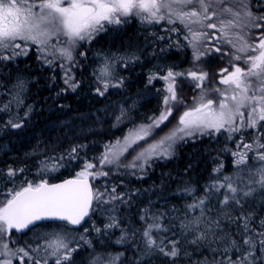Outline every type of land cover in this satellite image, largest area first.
<instances>
[{
	"label": "snow or ice",
	"instance_id": "6c2138e0",
	"mask_svg": "<svg viewBox=\"0 0 264 264\" xmlns=\"http://www.w3.org/2000/svg\"><path fill=\"white\" fill-rule=\"evenodd\" d=\"M256 7L264 9V0H257ZM130 17L146 25L162 22L181 25L186 30L184 40L192 49L194 68L195 62L211 52L207 47L210 37L206 29L220 33L216 39L230 45L235 50L231 60L241 63H232L231 71L227 67L220 70L219 84L225 87L212 90L216 93L215 98L204 86L207 72L194 69L176 72L168 68L164 70L165 75L150 74L149 83L153 79L166 82V95L162 110L159 115L150 118L149 124L130 129L123 142L117 140L106 145L95 162H83L82 170L73 179L59 184L49 183L46 173L56 171L62 165L42 161L38 181L33 182L23 175V183L18 187L0 191V196L4 197L0 200V264H14V261L25 264L26 260L28 264H48L50 258L54 264H68L72 254L78 251L80 241L92 247V241L86 235L77 238L68 226L80 228L93 210V201L97 204L128 203L125 196L117 192L116 186L106 187L103 191L99 188L94 190L90 179L108 177L113 166L128 169L131 175L144 173L151 167V161L171 158L177 141H186L194 136L215 138L221 134L226 141H235V151L227 144L225 150L235 158L236 175H219L223 168L220 164L213 169L215 175L204 189L205 195L194 196V202L187 207L200 209V217H203L206 200L219 194L222 214L236 228L224 231L219 219L209 220L204 229L200 228L199 219L181 222L179 228L182 235L192 233L188 241L192 245L198 248L207 246L217 253L219 259L213 256L210 264H264V218L254 219V213L245 209V204L257 193L264 195V32L260 33L258 43H249L239 33L231 32L237 28L243 31L249 25L264 29V11L254 14L245 0H237L235 4L228 3V0H0V61L10 62L27 57L33 51L30 46L35 45V51L40 53L37 58L54 70L58 54V58L64 61L59 64L65 86L60 93L75 92L81 87V81L72 71L77 63L73 51L78 43H90L98 34L107 31V26H120L127 23ZM214 19L217 22L209 23ZM193 25L199 28H193ZM182 29L171 27L164 31L180 33ZM149 32L156 40L167 39L172 41V45L181 46L179 40L173 41L170 35H159L151 29ZM61 38V47L51 43L53 39L59 42ZM215 51L220 52L221 49L216 47ZM224 54L228 55L227 52ZM80 55L86 54L81 52ZM50 56L53 59H49ZM139 60L137 55H128L118 62L128 67ZM116 62L115 58L103 57L93 72L96 82L94 91L98 96H105L110 88L124 86V79L114 70ZM178 77L190 79L193 88L200 90L198 96L191 107L178 111L174 127L159 139L150 141L149 137H154L156 129L163 131L161 126H166L174 108L184 104L177 93ZM26 83L18 78L12 90V99L0 106V112L9 113L7 120L0 125V132L4 129H24L32 110L29 106L23 115L18 110L23 106ZM13 104L17 106L15 111ZM121 114H124L123 109ZM141 141L146 144L141 145ZM134 145H140V149L130 161L123 162L121 158ZM77 147L84 146L71 148L69 159L77 158ZM249 154L256 163L249 164ZM64 158L61 156L59 159ZM23 173L24 167L7 166L6 172L0 170L5 182L13 185L16 184L15 178ZM194 191L192 188L184 189L187 195H194ZM128 199H131L130 195ZM111 211L115 212V208ZM165 217L164 213H151L148 209L140 216L144 221L141 232L143 253L146 256L159 253L175 261L181 256L180 240L160 235H176L164 223ZM110 220L104 226L105 231L119 226L115 216ZM41 227L52 230L36 233L40 241L36 245L10 247L8 238L14 231L23 233ZM93 228L97 236L102 233V229L94 224ZM88 230L86 226L83 228L84 233ZM126 238L122 234L116 243H124ZM119 260V255L93 252L90 264H119Z\"/></svg>",
	"mask_w": 264,
	"mask_h": 264
},
{
	"label": "trees",
	"instance_id": "16d2710c",
	"mask_svg": "<svg viewBox=\"0 0 264 264\" xmlns=\"http://www.w3.org/2000/svg\"><path fill=\"white\" fill-rule=\"evenodd\" d=\"M107 29L90 43L85 57H88L87 59H82L79 55L75 75L81 81V87L75 92L60 93V89L65 87L61 79L62 69L57 68L54 71L50 68L41 69L35 51L17 62L0 61V106L12 99L14 84L21 78L27 83L25 100L18 110L23 115L29 106L32 109L24 129H4L0 132L2 167L12 164L19 166L21 163L32 165L37 159H46L50 163L62 165L55 176L49 179V183L75 177L76 173L82 170L84 161L95 162L106 145L112 144L126 132L128 122L121 126L117 120L126 95L132 100L141 99L138 108L132 112L139 114V118L131 121L132 124H140L144 122V118L160 113L164 83L157 79L149 83L148 77L153 74L151 71L155 70L158 62L163 61L165 64L175 66L181 59L185 47H176L167 39L156 40L149 29L159 35L168 36L164 34L163 25H146L136 18L130 17L127 23L120 26L109 25ZM170 36L173 41L176 40L175 35ZM128 55H137L140 60L124 67L118 61ZM100 56L115 58L117 62L114 70L120 77H124L122 88H110L103 97L94 91L96 82L93 72L99 65ZM216 57L217 55H212L211 61ZM164 70L166 69L160 71L162 75L166 72ZM147 94L150 96L145 97ZM16 109L17 106L13 104V110ZM176 113L178 111H175ZM175 114L170 118L172 122L177 116ZM8 116L9 113L0 112V125ZM226 144L230 147L222 138L195 137L179 144L172 158L153 162L142 176L122 174L118 171L111 172L110 178L104 177V181L95 180L93 182L95 189H101L103 185L109 189L116 186L117 192L128 200L127 204L120 201L114 203L117 207L116 213L119 215V226L108 232L105 243L95 246V249L97 247L99 253L119 255V264H210L213 256L219 259L217 253L210 247L198 248L189 243L192 233L182 235L179 225L181 222L199 219L200 228L204 229L209 220L219 219L224 231L235 230L236 225L227 222L222 214L219 194L206 200L203 217H200V209L187 207L194 202V196L205 195L204 189L215 175L214 168L223 165L219 175H230L234 172L235 158L225 150ZM81 145L84 147H77V158L69 159L68 153L71 148ZM61 156L65 158L60 160ZM1 180L4 181V177ZM186 187L194 189V195L185 194ZM129 195L131 199H128ZM96 205L98 204L95 201L94 210L86 227L92 222L97 226L105 223L99 212L96 213ZM145 209L151 213L166 214L164 223L176 235L172 236L170 233L160 235L180 240L178 247L181 248V256L175 261L159 253L144 255L141 237L144 221L140 216L144 214ZM245 209L254 213V219L264 218V195L257 193L245 204ZM84 227L71 229L82 231ZM46 229L50 228L41 227L23 233L14 231L13 235L19 236L20 244L26 246L31 240L30 236ZM125 231L131 235V239L125 243H116ZM84 253L90 255L89 251L79 253L68 264H90Z\"/></svg>",
	"mask_w": 264,
	"mask_h": 264
},
{
	"label": "rangeland",
	"instance_id": "374dc122",
	"mask_svg": "<svg viewBox=\"0 0 264 264\" xmlns=\"http://www.w3.org/2000/svg\"><path fill=\"white\" fill-rule=\"evenodd\" d=\"M236 2H237V0H228V3H231V4H235ZM245 2L249 4V6L251 7V10L256 15L260 14V12H261L260 10H264V9H260V8L256 7L257 0H245ZM212 22H217V21L215 19L213 21H209V23H212ZM160 24L163 25V29L171 28V27H178V28L182 29V26L178 25V24L177 25H168L167 23H164V22H162ZM107 28H109V26H107ZM193 28H199V26L193 25ZM184 31H186V30L182 29V31L180 33H177V32L166 33L164 31L165 32L164 34H166V35H175V39L176 40L178 39L179 42H180V45H181L180 48L185 47L184 48L185 50L182 51L181 59L178 62H176L177 64H175V66L173 64H169V63L165 64L162 61V62H158V64L155 66V70L151 71V72L157 74L158 76H162V74L160 72L162 69H168V68H171V69H173L176 72H186L188 70H193V69L197 70V71L207 72L208 73V78H207V80L204 81V86L208 90L209 95L211 97L215 98L216 93L214 91H212V90L214 88H217V87H219V88H224L225 87L224 85H220L219 84V79H220L219 73H220V70L222 68L227 67L229 69V71H231L232 70V68H231V64L232 63H241V62H236V61H232L231 60V56H232V54H233V52L235 50L232 49L230 45L225 44L222 39L221 40H217L216 39V37L219 36L220 33L216 32L213 29H206V31L209 33V37H210V42L207 43V47L209 49H211V52H210L209 55L203 57L201 59V61L195 62V68H194V61H193V57H192V49H191V47L187 46V41L184 40ZM231 32L239 33V35L242 36L249 43H258V37L260 36L261 32H264V30L255 29V28H252L251 25H249L248 28L243 29V31H241L239 28H237V29L231 30ZM102 33H104V32H102ZM100 34H98L97 36H99ZM62 40H63V38H61V41L58 42L56 39H53L51 41V43L53 45H55L57 48H59V47L62 46ZM234 42L239 43L238 41H235V40H234ZM90 43H88V42H79L78 43V45L76 46V48L73 51V55H74L76 61L78 60V57H79L81 52H84L86 54L89 51L88 46L90 45ZM30 47L33 49V52H34L36 46L35 45H31ZM216 47H219L221 49V51L220 52H216L215 51ZM226 52L228 53V55L224 54ZM30 53H32V51H30L29 54ZM35 53H36L37 57L40 55V53L37 52V51H35ZM212 55H217V57L213 61H211L212 60ZM80 57L82 59L83 58L84 59L88 58V57L85 58L86 55H84V56L80 55ZM103 57L104 56H100L98 58L99 62H100V60ZM22 58L25 59L26 57H19L15 61L17 62V61L21 60ZM49 59H53V57L50 56ZM62 62H64V61L62 59L58 58V54H57V58H55V63H54V70L57 69V68H60L59 64L62 63ZM39 63H40L39 67L41 69L50 68L48 65L43 64L42 60H40V59H39ZM78 65H79V62L77 61L76 66L73 67V69H72L74 74H75V70H77V68H78ZM169 65H171V66H169ZM241 66H243V65H241ZM50 70L54 71L53 68H50ZM165 74H166V72L163 73V75H165ZM122 78H124V77H122ZM157 80H160V81H162L164 83V86H163V93L164 94H163V96L166 95V93L164 92V89L166 88V82L164 80H162V79H157ZM155 81H156V79L152 80V82H155ZM199 91H200L199 89H194L193 88V82L190 79H184L183 77H178L177 78V93H178V97L183 99L184 104L181 105V106H178V108H174L173 115L175 114V111L176 112L177 111H183L184 107H191L193 105V103H194V98H196L198 96ZM126 93H128V92H126ZM23 96H24V99H23V101H24L25 100V94H23ZM149 96H150V94H147L145 97H149ZM131 100H132V98H130L129 96L126 95L123 98V101L121 103V109H123L124 114L122 115L121 111H120V113H119V118L120 119H119L118 123H119V125L124 126L128 122V125H129L127 130H126V132L124 133V135L117 139V140H120L121 142H123L124 137L127 136V134H128L130 129H134L136 126H139L141 124H145V125L149 124L151 122L150 118L157 116V115L153 114V115L148 116L147 118H144V122H142L140 124H132L136 118H139V114H134L132 112H134V110L138 108V105H139L141 99L138 98V99H134L132 101ZM21 107H19V109H21ZM162 107H163V104H162ZM140 116H141V114H140ZM172 116L169 117V121L166 122V126L165 125L161 126L163 131H161V129H156L154 137L153 136L149 137L150 141L153 140V139H159L160 136H163L166 132H168L172 127L175 126L176 118L172 122L170 120V118H172ZM131 121H133V122H131ZM192 138H195V136L192 137ZM215 138L225 139L223 134H221L219 136H216ZM246 139H247V137H246ZM1 140H2V135L0 133V146H1V143H2ZM117 140L112 142V144H114ZM186 141L185 140L177 141V143L173 147V155L171 156V158L176 154V150H177L178 145L182 144V143H184ZM227 143L232 148L233 151L236 150L234 148L235 141H227ZM140 144L144 145V144H146V142L145 141H141ZM230 147H228V148L231 149ZM139 149H140V145H134L133 148L128 149V151L121 158L122 161L123 162L130 161L133 158V156L136 154V150H139ZM159 160H167V159H163L162 158V159H159ZM42 161H48V160H46V159H37V161H35L32 165H28V164H25V163L24 164L21 163V164H19V166H15L14 164L8 165V166H12L14 168L24 167L25 168V173L20 174V175H18L15 178L16 179V184L15 185H13L11 182H5V178H4V181L1 180L3 176H0V191H5L6 192L8 189H11L13 187H18L20 184L23 183V180L21 179V177L23 175H26L28 180H31L33 182L38 181L40 179V168L42 167V165H41ZM155 161H157V160H155ZM155 161H151L150 162L151 165ZM254 163H256L255 159L252 157V154H249V164H254ZM1 165L2 164H0V170H3V171L6 172L7 167L6 166L2 167ZM147 170H148V168L146 169V171L144 173L137 172V174L135 176H142V175H144L147 172ZM118 171H121L122 174H128L129 173L128 169H125V168L117 169L115 166L112 167V171H111L112 173L113 172H118ZM111 172H110L109 176L112 174ZM236 172H237V169H236V166H235L234 172L231 173L229 176H235ZM56 173H57V170L56 171H49V172L46 173L45 178L49 181V179L52 176H55ZM109 176H108V178H110ZM105 178H107V177H105ZM101 179H103V181H104V177H100L99 179H95V180L98 181V180H101ZM95 180H92V181L94 182ZM105 188H106V185H103V187L100 190L103 191ZM3 198H4L3 196H0V200H3ZM113 208H115V212L111 211V209H113ZM96 209H97L96 213L99 212L100 217L105 219V221H104L105 223H103L102 226H100V225L97 226L96 223L92 222L88 226L89 230H88L87 233H84L83 230L82 231H76V230L74 231V230H72V235L73 236H76L78 238L80 235H86L92 241V247L91 248L88 247L86 244H84L83 241H80L79 242L80 243V247L78 248L77 252H74L72 254V258H74V256L79 254V253H83V252L89 251L90 255H87L86 253H84V256H86L91 261L93 252H95V253H99L100 252V251H97V247L95 249V246H100V245L104 244L105 241H106L105 237L108 236V232H111V231H113L115 229V227H113V228L107 229L105 231L104 230V226H105V224L111 222L110 217H112V216H115L117 218V220L119 219V215L116 213V210H117L116 205L113 204V203L98 204V205H96ZM93 224L96 227H99V228L102 229V233L99 236H97V234L95 233L94 228H93ZM68 228L71 229L70 226H68ZM51 230L52 229L43 230V231H41V234L44 233V232H47V231H51ZM122 234L127 237L125 242H127V241H129L131 239V235L126 233V231L123 232ZM19 238H20L19 236L18 237H14V235L12 234V236L8 238L9 241H10V247H13V248L14 247H24L25 245L24 244H20V242L18 241ZM30 238H31V240L26 243L27 245H33L34 246V245H36L37 243L40 242L37 239V236L35 234L33 236H30ZM119 244H121V243H119ZM111 255L115 256V254H111ZM52 262H54V261L50 258L48 264H50ZM14 264H19V262L18 261H14ZM25 264H28L27 260L25 261Z\"/></svg>",
	"mask_w": 264,
	"mask_h": 264
},
{
	"label": "water",
	"instance_id": "95a60500",
	"mask_svg": "<svg viewBox=\"0 0 264 264\" xmlns=\"http://www.w3.org/2000/svg\"><path fill=\"white\" fill-rule=\"evenodd\" d=\"M73 178H75V177L65 178V179H63V180H60V181H57V182H51V183H57V184H59V183H63L65 180L73 179ZM90 183H92L93 188H94V184H93V181H92L91 179H90ZM94 190H95V188H94ZM94 202H95V201H93L92 209H93V207H94ZM91 213H92V210L90 211V216L85 218V223L82 224V225L80 226V228L84 227V226L86 225V223L89 221V219H90V217H91ZM70 226H71V225H70ZM71 227H73V226H71ZM78 229H79V228H78ZM26 231H28V230H26ZM26 231H25V232H26Z\"/></svg>",
	"mask_w": 264,
	"mask_h": 264
}]
</instances>
